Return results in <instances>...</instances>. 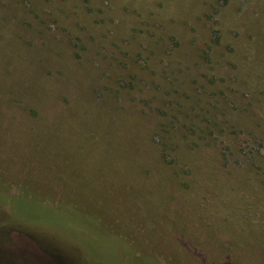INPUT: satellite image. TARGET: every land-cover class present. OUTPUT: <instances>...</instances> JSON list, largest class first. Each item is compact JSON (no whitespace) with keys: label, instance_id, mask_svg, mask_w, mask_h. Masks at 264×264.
<instances>
[{"label":"rangeland","instance_id":"374dc122","mask_svg":"<svg viewBox=\"0 0 264 264\" xmlns=\"http://www.w3.org/2000/svg\"><path fill=\"white\" fill-rule=\"evenodd\" d=\"M0 264H264V0H0Z\"/></svg>","mask_w":264,"mask_h":264}]
</instances>
